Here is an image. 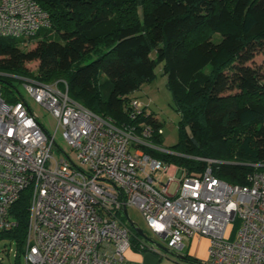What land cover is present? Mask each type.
I'll return each instance as SVG.
<instances>
[{
	"label": "built area",
	"instance_id": "2783aa9c",
	"mask_svg": "<svg viewBox=\"0 0 264 264\" xmlns=\"http://www.w3.org/2000/svg\"><path fill=\"white\" fill-rule=\"evenodd\" d=\"M48 24L35 0H0V38L27 43ZM20 80L52 115L76 159L63 151L55 156V130H44L25 99L6 103L0 97V230L15 224L9 208L27 189L23 264H139L125 258L134 232L123 215L127 207L140 212L166 255L180 253L197 236L208 242L205 264H264V173L252 171L245 184H230L212 174L217 161L196 157L205 168L187 175L145 151L169 152L151 141L161 128L115 125L71 100L63 80ZM146 107L133 97L128 116ZM171 182L177 186L170 194ZM134 236L140 250L158 249Z\"/></svg>",
	"mask_w": 264,
	"mask_h": 264
},
{
	"label": "trees",
	"instance_id": "16d2710c",
	"mask_svg": "<svg viewBox=\"0 0 264 264\" xmlns=\"http://www.w3.org/2000/svg\"><path fill=\"white\" fill-rule=\"evenodd\" d=\"M35 1L49 24L35 32L33 46L0 38L4 102L24 100L11 78L63 80L71 100L115 125L161 128L151 112H127L131 93L151 82L160 64L179 114L177 139L169 152L145 151L193 176L205 168L196 157L215 160L212 174L230 184L264 173V0ZM151 141L159 146L161 134ZM28 199L24 189L9 208L15 224L0 230V241L15 247L10 264H23ZM135 233L131 246L140 250Z\"/></svg>",
	"mask_w": 264,
	"mask_h": 264
},
{
	"label": "rangeland",
	"instance_id": "374dc122",
	"mask_svg": "<svg viewBox=\"0 0 264 264\" xmlns=\"http://www.w3.org/2000/svg\"><path fill=\"white\" fill-rule=\"evenodd\" d=\"M22 40V39H20ZM35 39L31 38L29 42H23L21 47L23 49H28L33 46L35 43ZM152 56V54H151ZM261 60V56L258 54L254 57L253 64H258ZM26 66L33 70L35 67V62H29ZM155 78L151 82L144 83L140 86V88L133 93L131 96L141 100L142 102L147 103L146 111L149 110L154 113L158 119L162 122L161 125V141L159 143L160 148L171 151L170 147H172L176 143L177 139V121L179 119V114L174 110V107L171 102L170 93L165 86V77L161 74L160 64H157L154 68ZM11 82L16 86V90L18 93L22 95V97L27 102L33 114L36 116L37 121L44 128L46 132L49 134L53 133L55 130L56 122L51 114L48 113L47 110L42 108L39 104L34 102L25 92L23 86L17 79H12ZM54 142L58 146V149H54V154L56 157L62 155V151L66 153L70 158H72L75 162V153L70 150L69 146L64 142L60 129L55 130L54 132ZM158 172L154 173V176H157ZM159 179L162 182L167 180V176L165 174L159 175ZM177 186L176 182H171L169 185V193H174L175 188ZM126 213L128 219L134 223L143 234L153 241L156 244L161 245V241L154 235H152L145 225L144 219L141 216L140 212L135 207H127ZM15 253V247L13 242L8 240L0 241V260L3 264H10L13 260V256Z\"/></svg>",
	"mask_w": 264,
	"mask_h": 264
},
{
	"label": "crops",
	"instance_id": "0c3cea01",
	"mask_svg": "<svg viewBox=\"0 0 264 264\" xmlns=\"http://www.w3.org/2000/svg\"><path fill=\"white\" fill-rule=\"evenodd\" d=\"M148 112L152 113L150 110ZM207 244L205 237H191L185 242L180 253H169L168 256L166 255L167 250L158 248L141 251L131 246L126 251L125 258L139 264H203L206 259ZM184 255L193 259L194 262L183 261L182 256Z\"/></svg>",
	"mask_w": 264,
	"mask_h": 264
},
{
	"label": "water",
	"instance_id": "95a60500",
	"mask_svg": "<svg viewBox=\"0 0 264 264\" xmlns=\"http://www.w3.org/2000/svg\"><path fill=\"white\" fill-rule=\"evenodd\" d=\"M123 215H124V217L126 218L128 224H129L130 226H132L134 232H136L139 236L143 237L145 240L150 241V239L147 238V237L143 234V232H142L138 227H136L134 223H132V222L128 219V217H127V213H126V210H123ZM156 246H157L159 249L167 250V248H165L164 246H162V245H160V244H157Z\"/></svg>",
	"mask_w": 264,
	"mask_h": 264
}]
</instances>
